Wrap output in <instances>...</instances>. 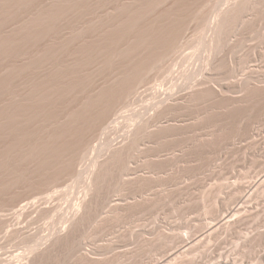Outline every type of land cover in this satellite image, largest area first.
Instances as JSON below:
<instances>
[{"label":"rangeland","instance_id":"rangeland-1","mask_svg":"<svg viewBox=\"0 0 264 264\" xmlns=\"http://www.w3.org/2000/svg\"><path fill=\"white\" fill-rule=\"evenodd\" d=\"M263 174L264 0H0V264H212Z\"/></svg>","mask_w":264,"mask_h":264},{"label":"bare ground","instance_id":"bare-ground-1","mask_svg":"<svg viewBox=\"0 0 264 264\" xmlns=\"http://www.w3.org/2000/svg\"><path fill=\"white\" fill-rule=\"evenodd\" d=\"M263 189L264 174L261 175L255 182H250L247 185L245 184V186L236 188L233 193V205L226 209L222 217L209 227V229L212 231V234L216 232L221 233V231L225 234H230L236 231L241 236L238 243L223 246L222 252L216 257L212 258V264H264V243H256L258 240L260 241L262 238H264V229L256 228L242 230L240 227H238L243 221L247 219L249 209L252 205V199L254 197L257 198L258 193L260 191L262 192ZM242 210L243 212L240 213ZM208 233L209 232H207V234ZM201 237H203V235H200V238L198 237L196 241H200L202 239ZM194 241L192 242L194 243ZM186 246H184V248Z\"/></svg>","mask_w":264,"mask_h":264}]
</instances>
